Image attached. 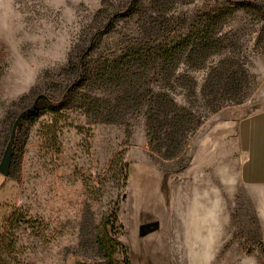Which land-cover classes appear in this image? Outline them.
<instances>
[{"label": "rangeland", "instance_id": "rangeland-1", "mask_svg": "<svg viewBox=\"0 0 264 264\" xmlns=\"http://www.w3.org/2000/svg\"><path fill=\"white\" fill-rule=\"evenodd\" d=\"M33 106L0 264L103 263L113 213L131 264H264L237 145L264 110V0H0V165Z\"/></svg>", "mask_w": 264, "mask_h": 264}, {"label": "crops", "instance_id": "crops-1", "mask_svg": "<svg viewBox=\"0 0 264 264\" xmlns=\"http://www.w3.org/2000/svg\"><path fill=\"white\" fill-rule=\"evenodd\" d=\"M237 145L242 183L250 188L264 189V110L239 122Z\"/></svg>", "mask_w": 264, "mask_h": 264}, {"label": "trees", "instance_id": "trees-1", "mask_svg": "<svg viewBox=\"0 0 264 264\" xmlns=\"http://www.w3.org/2000/svg\"><path fill=\"white\" fill-rule=\"evenodd\" d=\"M176 49H178V47L172 51ZM169 119L175 121L178 119V116L177 118L164 116L163 121H168ZM105 223L103 235L99 237L96 243V250L104 260V262L100 264H131V257L128 251L119 243L118 239L115 238L117 237L116 231L118 226L116 213H113Z\"/></svg>", "mask_w": 264, "mask_h": 264}, {"label": "water", "instance_id": "water-1", "mask_svg": "<svg viewBox=\"0 0 264 264\" xmlns=\"http://www.w3.org/2000/svg\"><path fill=\"white\" fill-rule=\"evenodd\" d=\"M36 109V106H33L30 110L23 112L22 114L19 115L17 120L15 121L10 140L7 146V149L5 151L2 163L0 165V174L4 177H8L11 171V162H12V156H13V151H14V145H15V140H16V135H17V130L21 124V122L28 116H30Z\"/></svg>", "mask_w": 264, "mask_h": 264}]
</instances>
